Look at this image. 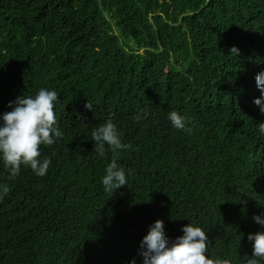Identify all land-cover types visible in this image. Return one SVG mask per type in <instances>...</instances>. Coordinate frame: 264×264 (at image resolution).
Returning a JSON list of instances; mask_svg holds the SVG:
<instances>
[{"label": "trees", "instance_id": "16d2710c", "mask_svg": "<svg viewBox=\"0 0 264 264\" xmlns=\"http://www.w3.org/2000/svg\"><path fill=\"white\" fill-rule=\"evenodd\" d=\"M262 69L264 0H0V115L50 87L63 133L40 147L43 177L0 163V264H141L156 220L170 240L202 227L209 254L232 264L250 256L248 235L264 231L252 219L264 212ZM109 118L132 145L113 193L101 184L112 152L91 138Z\"/></svg>", "mask_w": 264, "mask_h": 264}, {"label": "clouds", "instance_id": "9594fccd", "mask_svg": "<svg viewBox=\"0 0 264 264\" xmlns=\"http://www.w3.org/2000/svg\"><path fill=\"white\" fill-rule=\"evenodd\" d=\"M231 52L238 54L233 47ZM255 85L260 92L259 98L253 104L264 115V69L255 76ZM58 101L57 90L50 87L41 88L34 96L17 98L11 111L0 115V163L8 170L11 177L19 174L21 166H26L38 177H43L49 168L51 160L45 156L41 159L40 147L51 146L62 136L55 113ZM92 110V105L84 106ZM135 120L141 119L137 115ZM166 119L174 129L191 133L188 118L173 110ZM260 137H264V122L256 125ZM95 142V152L98 156L105 155L107 150L112 152V159L104 169L101 178L103 191L113 193L125 186L131 170H125L117 164L120 151L131 149L132 145L123 143L120 132L111 118L91 131ZM9 188L0 184V196L6 195ZM253 221L264 229V212L252 217ZM180 231L182 235L169 239L161 220H156L148 228L147 234L139 243L138 254L141 264H232L230 258L214 257L209 254V237L206 231L194 223H187ZM247 239L252 243L251 255L245 254L237 264H259L264 260V231L249 234ZM129 264H136L135 259Z\"/></svg>", "mask_w": 264, "mask_h": 264}]
</instances>
